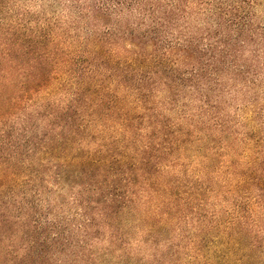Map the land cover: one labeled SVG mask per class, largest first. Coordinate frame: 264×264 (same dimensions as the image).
I'll list each match as a JSON object with an SVG mask.
<instances>
[{
	"label": "trees",
	"instance_id": "16d2710c",
	"mask_svg": "<svg viewBox=\"0 0 264 264\" xmlns=\"http://www.w3.org/2000/svg\"><path fill=\"white\" fill-rule=\"evenodd\" d=\"M14 1L0 0V264H124L141 242L200 262L208 182L231 217L264 206L258 0H73L78 16L47 25L10 19Z\"/></svg>",
	"mask_w": 264,
	"mask_h": 264
},
{
	"label": "rangeland",
	"instance_id": "374dc122",
	"mask_svg": "<svg viewBox=\"0 0 264 264\" xmlns=\"http://www.w3.org/2000/svg\"><path fill=\"white\" fill-rule=\"evenodd\" d=\"M73 0H15L14 13L10 19H17L19 13L29 9L34 16L36 24H48L58 22L59 20H68L70 17L78 16L77 10L71 6ZM95 0H89L83 6H93ZM129 14H121L123 20H126ZM256 18L259 22H264V0H258L256 7ZM98 25L92 20L86 24V34L96 32ZM101 27V25H99ZM100 30V29H99ZM56 32V29L54 30ZM208 191L206 193V212L208 217L205 221V243L202 250V261L193 259L195 252H189L185 249L181 252L179 261L181 264H264V206L255 205L252 212L246 218H239L240 209L233 217V211L237 207L236 201L229 202L222 194L219 183L208 182ZM63 196L70 201L73 192L69 189L63 191ZM257 195L253 190L252 201ZM54 203L60 202L56 196H52ZM235 200H238L236 198ZM264 202V197L262 198ZM72 203L65 205L67 215L75 212ZM77 211V210H76ZM239 218L236 223L231 224L232 218ZM193 225L192 220L189 222ZM186 225V224H183ZM191 227V226H190ZM186 228V226H185ZM240 237L241 242L234 238ZM175 242L188 243L180 237L174 238ZM97 250L102 246L96 245ZM169 245L162 243L159 248L139 243L136 250L130 254L124 264H178L175 257L169 253ZM118 255V254H117ZM116 255V256H117Z\"/></svg>",
	"mask_w": 264,
	"mask_h": 264
}]
</instances>
